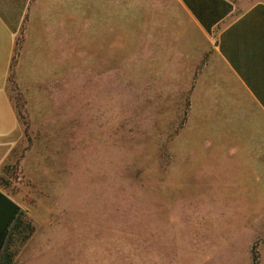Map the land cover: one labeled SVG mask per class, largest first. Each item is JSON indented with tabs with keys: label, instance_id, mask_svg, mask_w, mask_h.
<instances>
[{
	"label": "rangeland",
	"instance_id": "1",
	"mask_svg": "<svg viewBox=\"0 0 264 264\" xmlns=\"http://www.w3.org/2000/svg\"><path fill=\"white\" fill-rule=\"evenodd\" d=\"M108 60L80 58L69 80L12 61L0 194L18 210L0 264H264V135L232 157L197 112L206 96L191 101L214 74L134 80Z\"/></svg>",
	"mask_w": 264,
	"mask_h": 264
},
{
	"label": "crops",
	"instance_id": "2",
	"mask_svg": "<svg viewBox=\"0 0 264 264\" xmlns=\"http://www.w3.org/2000/svg\"><path fill=\"white\" fill-rule=\"evenodd\" d=\"M112 56L128 79L192 82L214 74L213 88L195 86L191 101L206 96L197 112L226 131L232 157L244 135H264V1L239 9L234 0H0V137L18 125L6 91L14 59L54 66L62 75L55 79L69 80L80 58Z\"/></svg>",
	"mask_w": 264,
	"mask_h": 264
},
{
	"label": "water",
	"instance_id": "3",
	"mask_svg": "<svg viewBox=\"0 0 264 264\" xmlns=\"http://www.w3.org/2000/svg\"><path fill=\"white\" fill-rule=\"evenodd\" d=\"M17 210V205L9 197L0 194V244Z\"/></svg>",
	"mask_w": 264,
	"mask_h": 264
}]
</instances>
